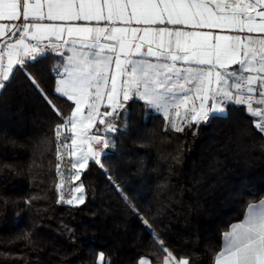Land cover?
<instances>
[{"label": "trees", "instance_id": "1", "mask_svg": "<svg viewBox=\"0 0 264 264\" xmlns=\"http://www.w3.org/2000/svg\"><path fill=\"white\" fill-rule=\"evenodd\" d=\"M57 61L47 54L17 66L0 90V264H98L101 253V264H161L158 241L176 258L213 264L223 233L264 199L254 117L228 105L226 119L177 131L129 101L103 167L89 161L80 173L85 202L64 203L53 131L63 121L28 78L70 115L72 104L54 93Z\"/></svg>", "mask_w": 264, "mask_h": 264}, {"label": "snow or ice", "instance_id": "2", "mask_svg": "<svg viewBox=\"0 0 264 264\" xmlns=\"http://www.w3.org/2000/svg\"><path fill=\"white\" fill-rule=\"evenodd\" d=\"M0 21L10 22L0 23V39L7 37L10 41L0 49V90L10 81L15 66L46 56L47 48L51 47V44L41 47L39 42L26 41H38V36L49 33L57 40H62L64 33L69 38L74 34L80 38L79 41L63 39L64 45L71 43L69 50L73 55L61 65L63 72L56 69L60 78L54 93L57 98L66 97L74 102L70 115L65 116L35 78L28 77L63 121L53 129L56 139L59 141L67 130L72 135L64 136V147H68L69 139L76 145L77 137L81 145H88L87 151L81 148L78 160L71 164L76 170L74 179L80 178L89 159L103 167L100 157L110 146L111 138L101 135L99 128L92 133L96 118L115 117L111 121L101 118L99 124L104 125L106 133L117 131L116 121L121 120L122 111H127L124 102L133 98L162 113L166 125L177 131H183L178 121L199 125L214 116L226 119L227 104L243 105L250 115L259 118L253 126L264 136V0H0ZM79 21H95L98 26L73 23ZM104 21L106 24L99 26ZM196 29L227 30L230 34ZM141 32L143 35L137 36ZM109 39L115 40L118 48L102 42ZM78 42L80 48L76 47ZM145 43L147 50L142 51ZM61 46L57 44L55 50L59 51ZM135 56H154L164 62L154 64L133 59ZM176 61L197 67L178 68ZM113 62L123 78L118 87L116 74H111L112 87L107 96L113 102L108 106L112 110L101 114L97 101L104 95L102 84L109 79L103 69ZM121 95L123 101L117 99ZM209 98L212 103L206 110L205 102ZM194 99L201 100L199 109ZM85 106L87 115L83 114ZM93 144L102 148L96 150ZM68 154L74 156L75 151L70 150ZM57 155L61 158L59 145ZM56 167L63 179L60 165ZM62 188L63 183L57 185L58 191ZM73 191L81 195L66 202L83 204V184ZM144 223L147 225L148 221ZM158 243L166 254L162 264H191L190 258H176L163 241ZM99 258L103 259V253ZM137 264H149V259L142 257ZM213 264H264V199L258 205L249 204L244 219L223 233V245L214 255Z\"/></svg>", "mask_w": 264, "mask_h": 264}, {"label": "crops", "instance_id": "3", "mask_svg": "<svg viewBox=\"0 0 264 264\" xmlns=\"http://www.w3.org/2000/svg\"><path fill=\"white\" fill-rule=\"evenodd\" d=\"M258 10H259V9H258ZM0 23H10V22H8V21H0ZM16 23H19V21H16ZM43 23H64V22H62V21H44ZM73 23H78V24H80V25H86V26H90V27H91V26H98V25H96V22H95V21H92V22L79 21V22H73ZM104 24H106V21L101 22L99 26H103ZM117 26H122V25L117 24ZM132 26H133V27H137V25H135V24H133ZM139 27L143 28L144 25H140ZM161 27H162V26H161ZM168 27H174V26L169 25ZM178 27L184 28V26H178ZM184 30H186V31H191V30H193V29H191V28H184ZM196 30H198V31H212V32H214V33H219V34H230V33L227 32V30L221 31L220 29H196ZM140 35H143V33L141 32V33H138V34H137V36H140ZM241 35H248V33H242ZM251 35H254V36H255V35H259V34L253 33V34H251ZM63 39H77V40L79 41L80 38L77 37L75 34H74L73 37L69 38L68 35H67V33H64V34H63ZM63 39H62V40H57V39L55 38L54 35H52V34L49 33V34H45V35H43V36H38V41H36V40H33V41H26V42H28V43H32V44H36L37 42H39V44H40L41 47H45V46L51 44V47H48V48H47V53H48V54H54V55L57 57V59H58L57 64H56V67H55V87H56L57 79L60 78V77H58V75H57L56 69H57V68H60V71L63 72V68L61 67V65L66 64V63H67V58L73 55V52L69 50L70 48H72L71 43H69V44H67V45H64V44H63ZM165 40H167V37H165ZM8 42H10V41L8 40L7 37H5L4 39H0V49H3L4 45H5L6 43H8ZM11 42H14V41H11ZM102 42H104V43H108V44H112V45H116V41H115V40H112V39H109V40H107V41H103V40H102ZM136 42H137V43H140L141 41L137 40ZM57 44L62 45V46L59 48V51L55 50ZM116 46H117V48H118V45H116ZM76 47H77V48H80V47H81V44L78 42L77 45H76ZM173 47H175V46L173 45ZM146 50H147V44L145 43V44H144V47L142 48V51H146ZM153 51H154V52L157 51V47H156L155 44L153 45ZM133 59H143V60H148V61H151V62L154 63V64H159V63H163V62H164V61H162V60H157L156 57H154V56H135V57H133ZM29 61H31V59H29ZM5 62H6V61H5ZM168 63H171V61L169 60ZM175 63H176V66H177L178 68L197 67V65H186V64H184L182 61H176ZM16 67H17V66H15V68H16ZM15 68H14V69H15ZM103 70L109 75V79L107 80V83L102 84L101 91L104 93V95H103V97H102V99H101L100 101H97V103L99 104L98 111H99V113H101V114H103L105 111H111V110H112V108H111V107H108V106H109L110 104H112L113 102H112V101H109L108 96H107V92L111 91V87H112V83H111V79H110L111 74H113V73L116 74L117 85H118V87H119V84H120L121 79L123 78V77L120 75L119 71L117 70V68H116L114 62H113L112 64H110V65H106V66H104V69H103ZM189 87H191V85H189ZM92 91H93V94H94V93H95V89H93ZM193 95H194V97H195V94H193ZM201 95H203V94H201ZM63 98L67 99L66 97H63ZM93 98H94V95H93ZM117 99H118L119 101H123V97H122V95L119 96ZM217 99H219V98H217ZM133 100H134V101H140V102H142L143 104H145V102H144L143 100H140L139 98H133V99H130L129 101H133ZM129 101L124 102L125 105H126ZM69 102L72 104V108H74V107H75L74 102H72V101H69ZM194 103H195L197 109H199V105H200V103H201V100H199V99H194ZM211 103H212V101H211L210 98H209V100H207V101L205 102L206 110H207V108H210V107H211ZM228 105L243 106V105H237V104H235V103H229V104H227V106H228ZM188 107H189V108L192 107V102L189 103ZM243 107L246 109V106H243ZM147 108H148L151 112L156 113V114H159V115H161V116L164 118V116H163L162 113L156 111V110L153 109V108H149V107H147ZM121 111H122V110H121ZM180 111H181V113L183 114L184 109L182 108ZM123 113H125V112L122 111V115H123ZM83 114H84V115H87V107H86V106L84 107V113H83ZM251 116H252V115H251ZM253 117H254V116H253ZM101 118H104V119H107V120H110V121H111V120H115V117H103L102 115H101V116H98V117L96 118L95 126L92 128V130H93L92 132H93V133H94L95 130L98 128V126H99V127L102 126V128L104 129V125L99 124V119H101ZM189 119H190V118H189ZM254 119H255V120H258L259 118H258V117H254ZM164 120H165V119H164ZM118 122H120V121H116V125H117ZM178 123H179V126L185 124V123H182V122H179V121H178ZM103 129H102V130H103ZM115 132H116V131H115ZM115 132H112V134L115 133ZM261 200H262V199H261ZM261 200H260V201H261ZM260 201H258V202H256V203H253V204H257V205H258V204L260 203ZM247 211H248V206H247V208H246V210H245V213H244V216H243L242 220L244 219V217H245ZM242 220H241V221H242ZM241 221H239V222H237V223H240ZM237 223H234V224H237ZM234 224H232V225H234ZM229 229H230V227L228 228V230H229ZM228 230H227V231H228ZM222 245H223V236H222V240H221V247H222ZM221 247H220V250H221ZM98 264H101V259L98 261ZM149 264H151V263L149 262ZM161 264H162V263H161Z\"/></svg>", "mask_w": 264, "mask_h": 264}, {"label": "rangeland", "instance_id": "4", "mask_svg": "<svg viewBox=\"0 0 264 264\" xmlns=\"http://www.w3.org/2000/svg\"><path fill=\"white\" fill-rule=\"evenodd\" d=\"M124 119H125V113H123L121 120H119L120 121L119 126H118V124L116 125V126L120 127L121 130L125 129V124L123 125ZM181 126L182 125H180V127ZM168 127L171 128L170 125H168ZM92 133H90V135ZM113 134L112 133H106V132H104V130H101V135H107V136H110V138H111L110 146L107 149L103 150L102 155H104L106 152L112 150L113 144H114L113 143V137H112ZM65 135L70 137L72 134L70 132H67V130H64L63 134L61 136V139L59 141L57 140V152H58V145H59V153L61 154V158H59V159H58V155H57V160H58V164L60 165V172L64 173L63 179H62L61 175L58 173V171H57V176H58V184L63 183V188L58 191L59 199L61 200V196H63V199L61 201L64 203H67L66 201L73 199L74 196L81 195L80 193H75L73 191L74 188L80 186V183H79V179L73 178L76 170L72 169L71 164L73 161L78 160V158L81 154V148H83L84 151H87L88 145L87 144L81 145L79 137H77V144L76 145H72L71 140L69 139L66 141L68 147H64L63 145L65 143V140H64ZM93 147L96 150H100L102 148V145L93 144ZM70 150L75 151L74 156H70L68 154ZM89 161H94V160L89 159ZM69 173H71V175ZM71 204H78V202L74 201Z\"/></svg>", "mask_w": 264, "mask_h": 264}]
</instances>
